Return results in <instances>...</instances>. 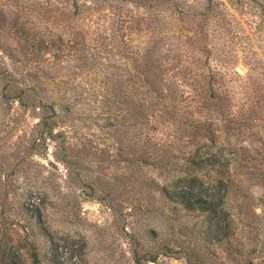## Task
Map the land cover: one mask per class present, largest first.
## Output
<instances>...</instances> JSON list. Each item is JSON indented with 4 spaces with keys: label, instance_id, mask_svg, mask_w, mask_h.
<instances>
[{
    "label": "rangeland",
    "instance_id": "374dc122",
    "mask_svg": "<svg viewBox=\"0 0 264 264\" xmlns=\"http://www.w3.org/2000/svg\"><path fill=\"white\" fill-rule=\"evenodd\" d=\"M162 30L178 36L190 76L212 77L227 98L218 126L235 146L222 231L173 210L163 175L143 162L145 128L121 118L124 95L90 89L89 44L107 45V72L125 78L132 52ZM0 67L14 94L15 76L40 80L37 96L56 106L6 102L0 80V264L43 241L26 210L39 202L45 226L83 247L78 264H264V0H0Z\"/></svg>",
    "mask_w": 264,
    "mask_h": 264
},
{
    "label": "trees",
    "instance_id": "16d2710c",
    "mask_svg": "<svg viewBox=\"0 0 264 264\" xmlns=\"http://www.w3.org/2000/svg\"><path fill=\"white\" fill-rule=\"evenodd\" d=\"M183 16H189L188 12ZM137 25L140 31L141 21ZM162 32L151 46L132 52L131 71L125 78L107 72L104 64L107 57L104 54H109L107 45L103 42L95 46L89 44L82 58L90 59V62L83 61V64L86 67L94 65L99 72L92 77L90 89L124 95L123 101L129 109L121 118L123 121L129 119L133 124L139 122L145 128L146 139L141 152L143 162L157 167L163 175L160 191L173 210L201 213L210 229L215 224L216 229L222 231L217 223L220 217H229L226 200L233 184L230 166L235 146L229 139H221L222 131L218 126L219 118L225 117L222 109L227 98L224 99L225 96L217 90L220 82L212 77L204 74L199 78L190 76L188 55L180 54L181 50L172 42L178 36L166 30ZM190 37L189 34L184 36L186 43ZM13 76L9 68L0 67V80L6 81L2 86L6 102L16 98L34 109L55 112L54 100H43L37 96L40 80L25 82L15 76L14 94ZM75 87L85 92L82 85ZM105 99L106 95L101 94V102ZM63 103L66 105L68 102ZM40 118L43 122L46 119L45 116ZM52 119L46 121L50 128L56 124ZM158 129H161L159 133L156 132ZM133 150L136 153L137 150ZM26 210L39 226L44 243L37 238L27 242L22 258L15 255V264H78L79 257L84 254L83 247L68 237L53 234L45 226L41 203L35 206L27 204ZM229 226L228 223L226 227ZM15 241V246H21V238ZM1 262L12 264L4 257H1Z\"/></svg>",
    "mask_w": 264,
    "mask_h": 264
}]
</instances>
